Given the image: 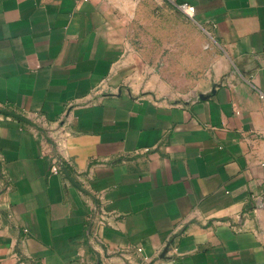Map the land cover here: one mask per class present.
Returning <instances> with one entry per match:
<instances>
[{
    "label": "crops",
    "instance_id": "0c3cea01",
    "mask_svg": "<svg viewBox=\"0 0 264 264\" xmlns=\"http://www.w3.org/2000/svg\"><path fill=\"white\" fill-rule=\"evenodd\" d=\"M182 3L202 88L134 91ZM263 51L264 0H0V264H264Z\"/></svg>",
    "mask_w": 264,
    "mask_h": 264
},
{
    "label": "rangeland",
    "instance_id": "374dc122",
    "mask_svg": "<svg viewBox=\"0 0 264 264\" xmlns=\"http://www.w3.org/2000/svg\"><path fill=\"white\" fill-rule=\"evenodd\" d=\"M163 14H178V23L175 27L173 23V30L178 29L177 38L169 34L164 35L161 42L160 39L155 38L153 23H135L137 33L135 38H132V45L137 49L143 51L141 55L146 61L138 62L135 70L136 80L131 81L133 84L136 81H147L148 84L139 85L134 84V91L149 93L154 92L160 95H167L176 99H183L193 96L202 86L203 78L208 73L204 68L206 57L203 50L210 46V39L207 33L197 23H194L190 18L186 17L177 8L171 4H165L162 7ZM163 30H171L170 22L163 24ZM142 31L144 37L139 38ZM194 33L192 38L190 32ZM139 35V36H138ZM173 40V47H177L178 52L170 51V41ZM160 46V51L163 49L164 53L154 52V45ZM168 45V46H167ZM133 88V86H129Z\"/></svg>",
    "mask_w": 264,
    "mask_h": 264
},
{
    "label": "built area",
    "instance_id": "2783aa9c",
    "mask_svg": "<svg viewBox=\"0 0 264 264\" xmlns=\"http://www.w3.org/2000/svg\"><path fill=\"white\" fill-rule=\"evenodd\" d=\"M178 9L182 13H184L185 15H187L188 17H193L194 11H195V7L192 6V5H189L187 3H182V4L178 5ZM259 61H260L261 65L264 66V51H263V54H261L259 56ZM54 163L57 166V168H56L55 171L58 172V173L61 172V168L59 167L58 162L55 160ZM101 223H103V221H101ZM137 251L138 252H141L142 251V248L141 247H138L137 248Z\"/></svg>",
    "mask_w": 264,
    "mask_h": 264
},
{
    "label": "water",
    "instance_id": "95a60500",
    "mask_svg": "<svg viewBox=\"0 0 264 264\" xmlns=\"http://www.w3.org/2000/svg\"><path fill=\"white\" fill-rule=\"evenodd\" d=\"M0 113L5 114V115L10 116V117H15V118L31 125L32 127L36 128L38 131H40L41 133H43L47 137V131L40 124L20 115L18 113H15L14 111L8 110V109L0 108Z\"/></svg>",
    "mask_w": 264,
    "mask_h": 264
}]
</instances>
